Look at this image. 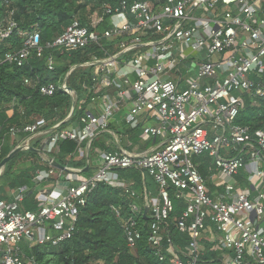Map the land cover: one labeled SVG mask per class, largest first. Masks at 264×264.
<instances>
[{"label": "built area", "instance_id": "2783aa9c", "mask_svg": "<svg viewBox=\"0 0 264 264\" xmlns=\"http://www.w3.org/2000/svg\"><path fill=\"white\" fill-rule=\"evenodd\" d=\"M129 1L106 8L103 16L94 14L91 28L75 20L46 45L39 32L30 33L21 51L6 54L5 62L18 67L32 54L43 58L49 49L64 53L99 46L105 56L71 67L62 84L39 87L44 97L58 91L71 97L66 119L50 124L38 118L11 128L10 143L16 148L35 149L33 143L39 141L36 150L47 168L36 172L38 184L56 176L51 154L65 141L76 143V154L90 160L92 173L81 177V169L72 170L77 178L68 177V186L56 176L60 194L39 190L34 212L22 210L24 189L13 201L0 199V264H37L25 262L23 246L57 247L71 240L92 194L103 184L118 182L116 170L128 169L148 174L158 185L151 203L145 190L141 208V195L122 184L135 198L131 215L116 210L131 249L141 238L140 217L148 207L149 242L160 262L199 264L209 250L220 253L221 264H264V130L252 132L236 124L245 96H264L261 85L251 80L264 75V0H164L160 8ZM106 17L109 27L102 29ZM14 28V23L0 27V41ZM78 68L87 69L92 81L81 84V104L88 106L74 120L79 95L68 81ZM48 69L55 70L53 57ZM24 83L37 84L29 78ZM124 109L123 123L140 131L142 140H167L150 151L91 157L99 136L110 134L117 141L111 126ZM203 156L210 159L207 178L199 171ZM175 201L183 203L184 211L172 218ZM171 224L191 235L188 251L182 252L186 259L165 252V240L173 247L166 239Z\"/></svg>", "mask_w": 264, "mask_h": 264}, {"label": "trees", "instance_id": "16d2710c", "mask_svg": "<svg viewBox=\"0 0 264 264\" xmlns=\"http://www.w3.org/2000/svg\"><path fill=\"white\" fill-rule=\"evenodd\" d=\"M123 1L0 0V27L15 24L13 33L0 41V163L16 148L15 144L10 143L11 128H22L38 118L54 124L68 117L73 105L71 97L63 91H58L54 97H44L40 94L39 87L49 83L62 84L71 67L81 65L94 57L105 56L99 46L64 53L49 49L45 51L43 58L32 54L22 67H18L5 62L6 54L21 51L27 35L35 31L39 32L42 44L46 45L52 43L75 20L83 27L91 28L94 14L103 16L106 8H116ZM135 1L149 2L156 8H160L164 3V0L129 2L131 4ZM105 19L102 29L109 27V18ZM103 47L113 50L109 43H104ZM51 57L55 60L54 71L48 69ZM26 78L37 84L33 87L26 86L24 83ZM251 80L264 89V75H253ZM91 81L89 71L83 68L76 69L69 78V87L79 95L74 120L83 116L88 106V102L81 104L84 100V89L81 84L91 85ZM245 101L246 106L239 113L236 124L248 127L252 132L264 130V96L246 95ZM100 141L102 139L93 144L91 157L95 155L92 151L103 148ZM33 148L35 149L18 154L5 167L0 178V199L13 201L14 198L8 197L7 192L27 188L22 210L34 212L38 209L34 198L38 190L35 183L36 172L46 169L47 166L42 162L36 147ZM76 150L75 142L65 141L60 144L58 153H53L51 157L62 167L79 168L82 170L81 177H89L91 169L85 171V160L78 162L75 160ZM199 171L207 177L208 165H201ZM115 174L119 185L103 184L92 194L87 206L81 210L76 232L71 240L57 247L25 245L23 246L25 262L35 260L37 264H168L159 261L150 245V221L146 217H140L141 238L134 249L129 247L125 231L116 217V210L119 208L123 210L124 217L131 215L130 206L135 201V198L125 192L122 184H128L130 190L144 198V183L149 188L146 176L134 169L116 170ZM65 175L68 176L69 172H65ZM183 211V203L175 201L172 218L180 217ZM168 236L173 247L165 240L166 254L169 257L178 256L186 259L182 252L188 251L190 233L183 234L171 224L166 239ZM220 257V254L207 250L199 264H221Z\"/></svg>", "mask_w": 264, "mask_h": 264}, {"label": "crops", "instance_id": "0c3cea01", "mask_svg": "<svg viewBox=\"0 0 264 264\" xmlns=\"http://www.w3.org/2000/svg\"><path fill=\"white\" fill-rule=\"evenodd\" d=\"M72 108H73V105H72ZM127 112H128V109H124V110H122L120 112V114L124 113V115H125ZM119 115H117V117L115 118V120L113 121V124L111 126L112 131L114 132V134L117 135V141L110 134H104L102 136H99L98 138H96L92 142L91 149H93V144L97 140H99V139H102V141H100L99 143L100 144L101 143L103 144V146H102L103 148H101V149L96 148L94 151H92V153L95 154L94 156H98L102 152H116V151L118 152V151H121V150L122 151H125V152L150 151V150L154 149L155 146L159 145L161 142L167 140V138H165V137H160V138H157V139H145V140H142L140 138V133L141 132L139 133V131H132V130H130L123 123V117H124V115H123V117L118 118ZM33 144H34L33 147L34 146L36 148L38 147L37 149L40 148V145L37 142H34ZM56 153H58V151ZM38 154L40 155L39 152H38ZM75 160L77 162L78 161H84L85 160L86 161L85 171H86V169L89 170V168H90L91 169V172L90 173H92V167L90 165L91 162H90V160L87 159L86 156L80 158L79 155L75 153ZM65 169L66 170H59V169H56L55 168V174H56L57 178H61L60 185H62V186H68L69 185V184H67V182H69L68 181L69 180L68 177H70V178L72 177L74 179L77 178L76 176H73L72 175V170L79 169V168H71V167L67 166V167H65ZM68 169L71 171V173H69V175L66 176L65 175V172H68ZM211 175H212V172L210 173L209 177ZM56 176H53V178H51V179H49L47 181H43L40 184H38V182L35 181L36 185H38V190L36 192V195L34 196L35 202H37L36 200H37V197L39 195L38 194V191L41 190L42 188H44V190L46 191L47 194H50L53 197H58V195L60 194V191L59 190H55V186H54L55 181H56ZM144 186H145L144 192H145V190H147L148 196L150 198L149 202L151 203L153 199H156V197H157L156 195H158V193H152L151 191H149V188L146 187L145 183H144ZM22 189H24V191H27V188H22ZM17 192H18V190H10L9 192H7V195L11 199H13L14 195ZM151 197H153V198L151 199ZM141 198H140V201H139V204L138 205L141 208H144L146 206V204H145V198H143L142 196H141ZM208 247H213V244H210V241H208ZM217 254H220V253H217Z\"/></svg>", "mask_w": 264, "mask_h": 264}, {"label": "water", "instance_id": "95a60500", "mask_svg": "<svg viewBox=\"0 0 264 264\" xmlns=\"http://www.w3.org/2000/svg\"><path fill=\"white\" fill-rule=\"evenodd\" d=\"M21 152H23V148L19 147L14 149L1 163H0V178L2 176V173L5 170V167L7 166V164L14 159L18 154H20ZM53 167L59 170H66L65 167H62L59 163H57L55 160H53ZM88 169H86L87 171ZM149 213V208L146 207L145 208V214L144 216L147 218V215Z\"/></svg>", "mask_w": 264, "mask_h": 264}, {"label": "rangeland", "instance_id": "374dc122", "mask_svg": "<svg viewBox=\"0 0 264 264\" xmlns=\"http://www.w3.org/2000/svg\"><path fill=\"white\" fill-rule=\"evenodd\" d=\"M186 53L187 54L191 53V50L190 49L186 50ZM123 115L124 113L120 114L118 118L123 117ZM222 156H224V149L222 150ZM198 162L201 163V165L206 164L208 165V167L210 166V159L206 156H203L202 158L198 159ZM145 176L148 180L149 191H151L152 193H158V185L154 182V180L148 174H145ZM115 184L119 185V182L118 183L115 182ZM152 198L153 197H151V199Z\"/></svg>", "mask_w": 264, "mask_h": 264}]
</instances>
